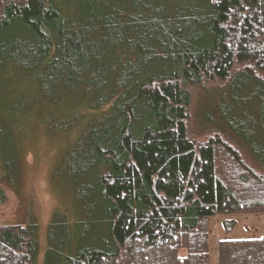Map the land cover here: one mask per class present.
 <instances>
[{"label": "trees", "instance_id": "trees-1", "mask_svg": "<svg viewBox=\"0 0 264 264\" xmlns=\"http://www.w3.org/2000/svg\"><path fill=\"white\" fill-rule=\"evenodd\" d=\"M208 86L224 93L199 140L192 93ZM46 102L66 124L92 113L75 180L96 221L55 211L43 264H211L208 219L264 213V0H0V123ZM39 246L33 223L0 226V264H35ZM216 249L264 264V236Z\"/></svg>", "mask_w": 264, "mask_h": 264}, {"label": "rangeland", "instance_id": "rangeland-1", "mask_svg": "<svg viewBox=\"0 0 264 264\" xmlns=\"http://www.w3.org/2000/svg\"><path fill=\"white\" fill-rule=\"evenodd\" d=\"M7 85L4 91H10L8 95L33 93L29 83L15 86L8 82ZM215 89L208 86L206 91L193 90L190 124L191 134L196 139H207L205 130L217 126L219 121L216 106L219 95L224 92ZM9 100L11 105V97ZM37 106L23 114L11 112V116L0 123V188L5 192L4 202L0 203V226L33 223L40 244L35 264H43L47 231L55 211L64 213L72 226L83 223L85 228L94 224L96 213L84 205L75 180L79 170L76 157L84 145L82 134L87 130L92 113L82 108L74 112L72 121L66 124L61 121L66 111L64 103L58 107L47 102ZM225 220H234L235 227L225 231ZM207 226L210 261L217 264L216 246L220 239L264 236V213L212 216Z\"/></svg>", "mask_w": 264, "mask_h": 264}]
</instances>
